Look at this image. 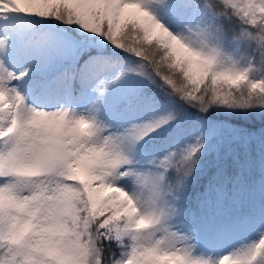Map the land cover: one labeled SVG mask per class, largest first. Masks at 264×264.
Segmentation results:
<instances>
[{"label":"snow or ice","instance_id":"obj_1","mask_svg":"<svg viewBox=\"0 0 264 264\" xmlns=\"http://www.w3.org/2000/svg\"><path fill=\"white\" fill-rule=\"evenodd\" d=\"M0 264H264V0H0Z\"/></svg>","mask_w":264,"mask_h":264},{"label":"trees","instance_id":"obj_2","mask_svg":"<svg viewBox=\"0 0 264 264\" xmlns=\"http://www.w3.org/2000/svg\"><path fill=\"white\" fill-rule=\"evenodd\" d=\"M199 187V185H197V188Z\"/></svg>","mask_w":264,"mask_h":264}]
</instances>
